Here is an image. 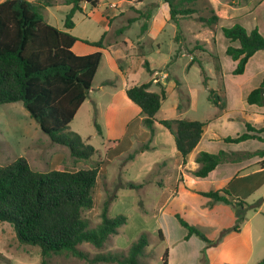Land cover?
Here are the masks:
<instances>
[{
  "label": "rangeland",
  "instance_id": "374dc122",
  "mask_svg": "<svg viewBox=\"0 0 264 264\" xmlns=\"http://www.w3.org/2000/svg\"><path fill=\"white\" fill-rule=\"evenodd\" d=\"M66 1L55 0V6L42 11L44 19L64 28L72 7ZM263 1L200 0L198 12L192 17H180L179 25L170 20L168 5L163 0H100L98 7L88 6L84 14L76 13L72 34L79 42L74 52L82 55L99 50L103 54L92 89L67 130L95 148L89 160L75 158L67 147L52 142L22 102L0 106V166L24 158L34 171L42 173L97 167L99 177L94 189V205L83 213L89 228L94 229L102 222L105 203L109 204L111 218L125 215L128 219L103 248L89 243L80 245L79 249L87 255L85 259L68 254L53 255L49 264H117L101 257H127L131 246L142 235L148 240L140 259L143 264H163L167 250L170 264H258L264 260V203L258 211L247 210L239 232H234L237 207L212 203L203 194L225 191L232 198L228 187L232 180L223 185L196 184L193 186L196 195L192 196L183 188L184 178L179 181L176 178L179 171L176 158H166L147 172L146 168L158 161L159 156L171 155L170 148L162 150L160 155L152 151L153 142H149L151 135L144 116L124 93L126 84L129 88L150 82V90L157 93L164 88L167 99L156 116L158 121H211L218 136L243 134L248 122L261 124L258 116L249 110L245 96L264 78V51L257 52L248 73L234 75L236 65L226 54L229 40L223 28L240 24L250 31L255 25L264 36ZM209 4L220 16L214 27L205 26L199 19L210 16ZM149 11L152 12L150 20L146 18ZM144 23L148 24L146 31L142 30ZM178 33L180 39L176 40ZM103 36L104 49L87 44L100 41ZM213 56H219L223 64L225 92ZM193 57L203 62L207 85L197 63L189 68ZM212 90L222 98L221 102L228 103L230 114L236 119L228 121L221 117L220 106L210 101ZM179 105L183 106L182 110ZM156 125L158 129L159 124ZM160 133L162 140L170 135L163 127ZM225 145L224 141H215L217 151L213 152L217 153ZM254 146L242 145L238 149ZM253 181H258V177ZM262 185L254 194L239 197L240 200L248 205L258 203L264 198V183ZM176 190L178 194L168 199ZM175 214L197 227L212 243L196 236V240L176 245L187 230ZM159 230L164 234L163 240ZM200 245L206 246L202 254ZM42 260L39 248L21 244L13 227L0 222V264H42Z\"/></svg>",
  "mask_w": 264,
  "mask_h": 264
},
{
  "label": "trees",
  "instance_id": "16d2710c",
  "mask_svg": "<svg viewBox=\"0 0 264 264\" xmlns=\"http://www.w3.org/2000/svg\"><path fill=\"white\" fill-rule=\"evenodd\" d=\"M169 9L170 20L179 25L180 17H192L198 12L200 0H163ZM72 5L66 15L64 29L48 23L42 11L55 6V0H5L0 3V106L22 102L31 117L35 119L42 131L52 142L67 147L71 155L78 159L89 160L95 154V148L85 143L75 133L68 132L81 106L92 89L94 78L103 62V54L96 51L79 55L74 46L79 39L72 34L76 24L74 16L82 13V5L98 7L100 0H67ZM209 17L199 19L205 26L214 27L220 16L212 5H208ZM146 18H152L149 11ZM133 22V21H131ZM144 23L142 30L146 31ZM224 36L229 42H238L239 47L229 45L226 54L237 67L234 75H242L251 57L258 51H264V36L258 28L248 31L244 26L235 24L223 28ZM103 38L88 45L104 49ZM180 39V33L176 40ZM216 60V72L225 92L223 68L219 56ZM198 64L205 75L203 62L193 57L189 68ZM148 64V63H146ZM147 67V66H146ZM207 85L208 77L204 76ZM152 83L133 85L127 88V97L136 104L144 116V124L150 131V140L156 136V123L164 126L174 136L178 153L183 164L199 144L208 122L189 119H161L156 116L161 111L162 103L167 99V92L162 88L160 93L151 91ZM264 80L261 86L253 90L246 102L249 105L264 107ZM212 90L210 101L223 110L226 101ZM179 110L183 109L179 105ZM98 130L101 133L99 126ZM264 126L255 128L246 124V132L234 137L224 138L226 143H241L248 140L264 142ZM119 144V140L115 141ZM115 148V147H113ZM144 147L143 150H145ZM115 150V149H114ZM259 156L258 163L264 169V149L254 152H226L216 154L202 151L196 157L199 167L192 174L198 178L207 177L218 165L236 163ZM99 177L97 167L78 171L60 169L49 172L34 171L26 159L19 158L14 162L0 166V222L10 224L18 241L24 245L40 249L42 264H49L53 255L68 254L85 259L87 255L79 249L84 243L96 248H103L112 235L127 224L125 215L109 216V204L105 203L102 222L90 229L83 217L85 210L94 205V189ZM225 191L203 193L212 203L223 202L237 207V223L234 232H239L240 225L246 219L247 210L258 211L264 198L258 203L248 205L238 198L228 197ZM180 225L186 228V239L195 235L206 243H212L197 227L188 223L179 214L175 215ZM159 236L164 239L162 230ZM148 247V240L142 235L131 246L127 257L102 256L103 260L117 264H143L140 259ZM205 251V250H204ZM169 250L162 258L168 264ZM258 264H264V260Z\"/></svg>",
  "mask_w": 264,
  "mask_h": 264
},
{
  "label": "crops",
  "instance_id": "0c3cea01",
  "mask_svg": "<svg viewBox=\"0 0 264 264\" xmlns=\"http://www.w3.org/2000/svg\"><path fill=\"white\" fill-rule=\"evenodd\" d=\"M32 1H34V0H32ZM263 2L259 5V7L263 4ZM88 6H90V5H88V4H85L84 6L82 5V9H83L82 13L83 14L85 13L86 10H88L87 9V8H89ZM255 28H258V26L253 25L252 30ZM60 29H64V28H60ZM252 30H250V31H252ZM229 45H233L235 47L240 46L238 42H234V43L229 42ZM82 55H84V54H82ZM257 55L258 54L256 53L253 57L250 58V60L248 61L247 65H246V69H245L244 74L249 72L251 64L255 62ZM234 62H235V65L237 67L238 62L237 61H234ZM222 68H223V64H222ZM263 80H264V78L260 80V82L257 86H255L253 89L250 90V93L253 90L259 88L261 86ZM126 90H127V84H126V87L124 89L125 94H126ZM249 94H247L245 97L247 98ZM227 102H228V99H227ZM139 110H140V108H139ZM249 110L251 111L252 114L258 116V120L260 121L261 124L256 125V124L251 123V122H249V123H251L257 129L262 128L264 126V107H259L256 105H249ZM220 111H221L220 112L221 117H224L228 121H232V120L236 119L235 117L231 116L228 103H227L225 109H223V110L221 109ZM244 112L247 113V111H244ZM129 123H130V121H128V124ZM156 124H159V123H156ZM156 127H157V125H156ZM160 127L165 128L162 125L160 126V124L158 125V129L156 131V136L154 137L153 143L151 145L153 148L152 151L156 152L157 154L160 155L161 154L160 152L162 150H165L167 147H169L171 155L169 156L168 154H163V155L159 156L158 161L155 160L154 162H152V164H150V166H148L146 168L147 172L152 171L154 164H156L160 161H163V160L166 161V158H176L177 162L179 161L177 163L179 171L176 174V178H179L178 181L182 180L184 178L185 181H184V184H182L183 188L185 191H188L189 194H192V196L196 195V191L193 188V186H195L196 184L220 183L221 185H223L224 183H226V181L232 180V182L230 184H228L229 190L231 191V193L233 195L232 197L240 199L241 197L245 198L246 196L251 195L252 193L254 194L255 190L256 189L258 190V188H260L261 185L264 183V169L258 165V163L262 160V158H260L259 156L244 160L242 162L220 164L217 166V168L215 170H213L205 178H198L192 174V172L196 171L199 167V164H197L195 161L197 155L202 151L216 154L213 152L215 150L217 151V148L214 149L215 141H217V140L224 141V138L227 137V136H218L217 134H215L214 133L215 130H214V127L211 125V121H208V125L205 129V132L202 136V139L200 140L199 144L197 145L195 150L192 152V154L188 158V163L186 165L183 164V158L178 153V150L176 147V141H175L174 136L171 134V132L169 131L170 135H167L168 137L166 138V140L160 139V134H161L160 133ZM262 137H264V135H262ZM251 144H253L255 146L248 148V149H244V150L238 149L242 145H251ZM260 149H264V142H261L258 140H248V141L241 142V143H226V145L223 146V148L220 149V151L224 150L226 152H245V151L254 152V151L260 150ZM191 163H193V164L190 165ZM186 170H188V172ZM257 177H258V181L254 182L253 181L254 178H257ZM178 181H176V182H178ZM177 186H180V185H177ZM175 194L176 195L178 194L177 190H176V193H174V191H173L170 194V196L168 197V199L175 197L176 196ZM187 234H188V232H183L181 238L178 240L176 245L181 246L183 243L185 244V243H189L193 240H196L195 235L191 236L190 239L187 240L186 239ZM205 247H204V245H200L199 249L201 250V254H202V251L204 250ZM247 258H245L244 260H246ZM170 259H171V256H170V251H169L168 264H170ZM183 264H188V263L184 262Z\"/></svg>",
  "mask_w": 264,
  "mask_h": 264
},
{
  "label": "water",
  "instance_id": "95a60500",
  "mask_svg": "<svg viewBox=\"0 0 264 264\" xmlns=\"http://www.w3.org/2000/svg\"><path fill=\"white\" fill-rule=\"evenodd\" d=\"M262 93H264V89H262Z\"/></svg>",
  "mask_w": 264,
  "mask_h": 264
}]
</instances>
